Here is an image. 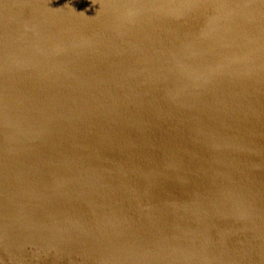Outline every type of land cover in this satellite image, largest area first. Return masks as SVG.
I'll use <instances>...</instances> for the list:
<instances>
[{
    "label": "water",
    "instance_id": "water-1",
    "mask_svg": "<svg viewBox=\"0 0 264 264\" xmlns=\"http://www.w3.org/2000/svg\"><path fill=\"white\" fill-rule=\"evenodd\" d=\"M0 264H264V0H0Z\"/></svg>",
    "mask_w": 264,
    "mask_h": 264
}]
</instances>
